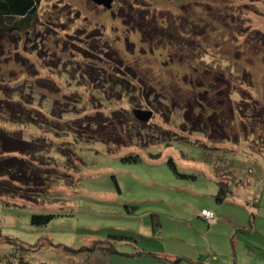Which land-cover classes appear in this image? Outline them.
<instances>
[{
	"label": "rangeland",
	"instance_id": "rangeland-1",
	"mask_svg": "<svg viewBox=\"0 0 264 264\" xmlns=\"http://www.w3.org/2000/svg\"><path fill=\"white\" fill-rule=\"evenodd\" d=\"M206 69L230 81L229 88L215 82L221 89H233L231 141L211 142L203 133L183 131L181 104L197 106L201 87L196 85L216 77ZM112 73L123 75L126 89L104 87ZM143 78L168 95H153L158 109L141 93ZM7 84L12 95L31 92L36 107L49 115L53 97L67 94L72 103L83 97L81 115L65 114L66 121L98 111L106 116L126 111L136 118L134 109H150L153 131L182 138L155 141L142 150L143 160L125 162L131 149L112 153L104 143L81 142L72 154L67 143L79 144L73 132L1 119L2 127L22 129L29 138L57 140L50 164L59 178L52 189L64 192L56 204L67 216L35 227L29 207L0 202L3 234L29 243L49 235L61 244L58 250L29 252L31 264H264V0H42L30 25L0 40V85ZM21 87L26 90L18 91ZM4 94L0 90V97ZM208 147L223 158L219 175L205 161ZM62 151L70 152L69 158ZM222 181L230 190L219 202ZM204 209L215 212V222L202 216ZM119 229L142 237L117 241L114 252L63 249H78Z\"/></svg>",
	"mask_w": 264,
	"mask_h": 264
},
{
	"label": "trees",
	"instance_id": "trees-1",
	"mask_svg": "<svg viewBox=\"0 0 264 264\" xmlns=\"http://www.w3.org/2000/svg\"><path fill=\"white\" fill-rule=\"evenodd\" d=\"M41 1L0 0V40L10 32L16 33L30 25L38 14ZM139 26L144 31L147 28V25L143 26L142 23ZM194 29L197 31L198 27L196 26ZM200 33L202 32L196 34ZM206 70L208 74L216 77L215 79L209 78L208 83L204 80L200 85H196L201 87V94L196 99V102H198L197 106L191 102L184 106L181 104L183 109V131L187 133H203L211 142L224 143L231 141L232 129L230 126L234 110L231 104V93H233V89H221V86H217L218 84L215 83L220 82L226 85L227 88L230 87V81L225 78L223 73H215L210 69ZM123 79L121 73L120 75L112 73L111 78H105L103 85L108 89L109 87L111 89L116 87L126 89L123 88L125 84V80ZM150 81H147L145 78L142 79L144 90L141 93L143 97L148 98L149 102L155 107L157 106L156 108L158 109L156 102L154 104L151 101L153 95L155 96L158 93L163 98H167L168 95L161 91L158 92V88ZM0 90L6 92V94L0 97V120L8 121L17 126H20V124H26L27 126L32 124L39 126L46 125L50 131L53 130L57 133L73 132L79 144L78 142L77 145L76 143H67L72 154L78 153L77 147L81 142H101L112 153L122 149H131V153L125 155L122 159L125 162H139L144 159L142 150L150 147L155 141L162 144H170L172 140L182 139L177 132L169 134L167 130H162L161 133L157 134L156 131L152 130V124L143 123V121H139L126 111H116L112 116H106L102 111H98L95 114L78 115L75 119L68 120L70 122L63 120L65 114L80 113L81 115L80 107L84 104L83 97L73 99V103L71 102L72 97L67 94L63 97H53L51 103L52 109L49 115V113H41V109L36 107L34 99L29 98V95L34 96L31 92L24 95L21 92L16 93L17 90H15L12 95L9 84L5 85V87L0 85ZM23 90H26V87H21L18 91ZM35 114H43L45 120L35 121ZM62 122H68V126H63ZM32 138L25 136L22 129L20 131H15V129L9 130L0 125V202L8 206L29 207L32 211L30 216L31 225L35 227H47L57 216H67L65 209H58L57 205H61V203L56 204L64 192L61 193V191H54L52 189L54 184L57 183L56 179L59 178V176L54 177L56 168L51 167L50 164V158H54L52 148H54L53 145H56L57 140L49 139L45 135L35 139ZM211 148L208 147L206 149L208 152L204 158L205 161L215 165L216 175H219L220 171L217 166L222 164L223 158L212 151ZM60 154L69 158L70 152L62 151ZM152 157L159 158L161 157V153L153 154ZM168 163L176 173L181 175L172 157L168 158ZM225 164L228 165L229 169H232L231 163ZM113 179L117 189L121 191L119 181L115 175ZM219 185L220 190L216 198L219 202H222L229 195L227 190L229 191L230 189L226 188L227 184L223 183V181ZM7 197L20 199L24 201V204H22L23 206L17 205L18 202L11 201ZM27 203H30V206H27ZM47 205L50 206L49 210L44 209ZM128 230L131 229H119L116 232L107 231L108 238L106 239H99L94 241V243L86 242L78 249L67 246L63 249L73 252L92 250L114 252L117 251V241L120 243L128 239L138 240V238L142 237L138 232ZM153 230L156 232V226H154ZM96 243L97 245H95ZM1 245L4 246L0 249V264H31L30 258L27 256L29 252L32 253L44 247L54 250L62 247L61 244L54 242L49 235L42 236L40 241L36 243H29L17 237L5 235L0 223ZM40 264L52 263L41 261ZM71 264L89 263L84 261Z\"/></svg>",
	"mask_w": 264,
	"mask_h": 264
},
{
	"label": "water",
	"instance_id": "water-1",
	"mask_svg": "<svg viewBox=\"0 0 264 264\" xmlns=\"http://www.w3.org/2000/svg\"><path fill=\"white\" fill-rule=\"evenodd\" d=\"M95 1H97L98 3H101V4H105L106 2H110L111 0H109V1L108 0H95ZM109 7H111V5ZM133 113L137 119H139L140 121H143V122L149 121L154 115L153 110L142 109V108L134 109Z\"/></svg>",
	"mask_w": 264,
	"mask_h": 264
},
{
	"label": "built area",
	"instance_id": "built-area-1",
	"mask_svg": "<svg viewBox=\"0 0 264 264\" xmlns=\"http://www.w3.org/2000/svg\"><path fill=\"white\" fill-rule=\"evenodd\" d=\"M202 216L205 218V219H208L209 221H215L216 220V214L214 211L212 210H208V209H204L202 211Z\"/></svg>",
	"mask_w": 264,
	"mask_h": 264
},
{
	"label": "crops",
	"instance_id": "crops-1",
	"mask_svg": "<svg viewBox=\"0 0 264 264\" xmlns=\"http://www.w3.org/2000/svg\"><path fill=\"white\" fill-rule=\"evenodd\" d=\"M215 222V221H214ZM161 252H164L163 254L164 255H167V256H169V257H176V255L175 254H173V253H171V252H168V251H161ZM140 252H138L137 250L135 251V253L134 254H139ZM171 253V254H170ZM169 254V255H168ZM152 255H150V257H151ZM166 257V256H165ZM152 258L156 261V260H158V257H156V256H152ZM160 259V258H159Z\"/></svg>",
	"mask_w": 264,
	"mask_h": 264
}]
</instances>
